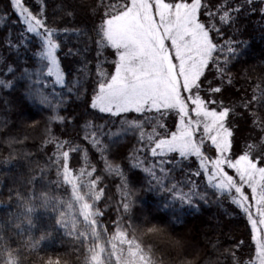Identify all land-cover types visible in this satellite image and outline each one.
I'll return each instance as SVG.
<instances>
[{"label":"snow or ice","instance_id":"1","mask_svg":"<svg viewBox=\"0 0 264 264\" xmlns=\"http://www.w3.org/2000/svg\"><path fill=\"white\" fill-rule=\"evenodd\" d=\"M254 15L264 31V0H0V90H17L51 113L81 101L73 125L120 188L136 189L127 173L142 172L145 190L166 194L161 210L148 211L151 220L174 224L167 213L175 202L228 194L256 236L264 225L246 204L256 202L264 216V159L245 149L264 135V77L248 83L240 57L249 41L239 39L243 19ZM253 67L264 73V60ZM53 121L68 118L50 115ZM114 135L132 136L133 156L105 158ZM244 161L248 184L234 188L225 177ZM177 170L184 179L169 184Z\"/></svg>","mask_w":264,"mask_h":264},{"label":"trees","instance_id":"2","mask_svg":"<svg viewBox=\"0 0 264 264\" xmlns=\"http://www.w3.org/2000/svg\"><path fill=\"white\" fill-rule=\"evenodd\" d=\"M47 3L53 5L55 0ZM243 27L246 35L239 39L249 44L240 61L251 73V84L264 77L253 67L264 60V31L259 15L243 19ZM4 31L0 21V35ZM41 108L17 90H0V264H95L98 256L102 264H120V257L114 254L120 240L129 243L123 250L135 253L133 262L151 264L150 242L142 233L153 222L167 225L182 241L174 256L167 253L173 257L172 264L186 257L195 264H254L246 221L230 195L210 193L207 201L197 199L191 206L175 202L167 213L174 224L153 221L148 211L161 210L166 194L145 190L147 174L142 172L127 173L130 186L136 189L120 188L119 178L106 171L99 152L81 139L84 132L73 125V117L83 112L81 101L57 113ZM54 114L67 117V125L59 121L49 124V116ZM104 122L96 120L97 124ZM76 140L86 151L75 150ZM112 140L111 156L105 154V158L120 162L134 155L131 135H114ZM261 144L264 135L252 152L264 159V152L258 151ZM124 167L127 170V162ZM173 176L175 180L168 179L169 184L184 179L179 170ZM192 179L203 184L202 178ZM166 198L171 200V196ZM83 204L92 215L90 221L83 214Z\"/></svg>","mask_w":264,"mask_h":264},{"label":"rangeland","instance_id":"3","mask_svg":"<svg viewBox=\"0 0 264 264\" xmlns=\"http://www.w3.org/2000/svg\"><path fill=\"white\" fill-rule=\"evenodd\" d=\"M245 151L254 155L252 152V148L246 149ZM238 164H239V162H238ZM246 167H247V161H244L243 164H240V167L237 171H233L231 176L225 177L226 182L231 184L232 187H234V188L243 189L244 186L246 184H248V180L246 177H244L240 173H242ZM229 171L231 173V170H229ZM69 180L74 181V179H72V177ZM249 187L253 188V191L250 192L249 195L254 196L255 195L254 186L249 185ZM242 198L243 197L241 195V199ZM231 199H232V197H231ZM246 207L249 209V213L255 219V221L261 225H264V216H261L256 211L257 203L254 202L252 204H246ZM82 209H83V214H84L85 218L90 221L92 219V215L90 214L89 209L84 204L82 205ZM261 211H264V203H261ZM248 237H249V240L251 241V248L253 250L252 261L254 262V264H264V226L260 227V231L256 236H249V234H248ZM253 241H257V243H253ZM115 245L116 246L118 245V249H114V254H115L116 258L117 257L122 258L126 264H141L140 262H136V263H135V261L133 262V258H135L134 257L135 253L133 251H131L129 248H128V250H126V249L123 250V248H122L123 246L129 245L127 240L126 241L120 240V242L118 244H115ZM120 258L118 261L121 264ZM140 261H141V259H140ZM95 264H102L99 256L96 258Z\"/></svg>","mask_w":264,"mask_h":264},{"label":"clouds","instance_id":"4","mask_svg":"<svg viewBox=\"0 0 264 264\" xmlns=\"http://www.w3.org/2000/svg\"><path fill=\"white\" fill-rule=\"evenodd\" d=\"M142 235L150 242L147 254L151 264H172L173 257H167V253L172 252L174 256L179 251L182 241L170 231L167 225L153 222L143 229ZM153 253H155L154 257ZM179 264H195V262L191 257H186Z\"/></svg>","mask_w":264,"mask_h":264}]
</instances>
